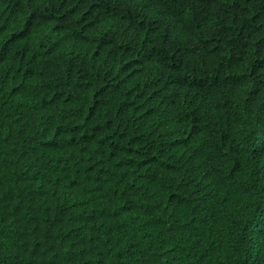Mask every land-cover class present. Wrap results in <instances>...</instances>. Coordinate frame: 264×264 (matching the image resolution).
<instances>
[{"label":"trees","instance_id":"trees-1","mask_svg":"<svg viewBox=\"0 0 264 264\" xmlns=\"http://www.w3.org/2000/svg\"><path fill=\"white\" fill-rule=\"evenodd\" d=\"M0 264H264V0H0Z\"/></svg>","mask_w":264,"mask_h":264},{"label":"bare ground","instance_id":"bare-ground-1","mask_svg":"<svg viewBox=\"0 0 264 264\" xmlns=\"http://www.w3.org/2000/svg\"><path fill=\"white\" fill-rule=\"evenodd\" d=\"M93 73V72H92Z\"/></svg>","mask_w":264,"mask_h":264}]
</instances>
